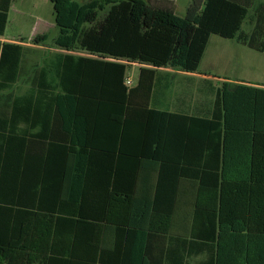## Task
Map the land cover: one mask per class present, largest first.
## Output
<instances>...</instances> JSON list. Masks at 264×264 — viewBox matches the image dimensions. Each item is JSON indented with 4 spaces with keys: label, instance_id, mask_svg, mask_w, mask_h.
<instances>
[{
    "label": "trees",
    "instance_id": "16d2710c",
    "mask_svg": "<svg viewBox=\"0 0 264 264\" xmlns=\"http://www.w3.org/2000/svg\"><path fill=\"white\" fill-rule=\"evenodd\" d=\"M12 1L0 0V37ZM51 2L67 53L0 108V264H264L258 95L234 109L220 93L209 116L150 106L157 68L196 71L212 34L246 41L250 3L191 0L179 16L144 0ZM22 57L0 42V95ZM132 62L151 68L130 86ZM183 179L195 184L187 234L173 231Z\"/></svg>",
    "mask_w": 264,
    "mask_h": 264
},
{
    "label": "crops",
    "instance_id": "0c3cea01",
    "mask_svg": "<svg viewBox=\"0 0 264 264\" xmlns=\"http://www.w3.org/2000/svg\"><path fill=\"white\" fill-rule=\"evenodd\" d=\"M245 2L250 3L249 6V13L247 16V19L243 23L241 27V33L242 35L248 37L245 38V42L240 41L236 38H222V40H230L231 45L227 49L226 57L221 56V45H219V42L217 39L212 44V50L211 52H208V43L210 39L212 38L210 35L205 51L203 53V56L200 60L199 66L196 71L194 72H186L189 77L192 78L191 82L190 80H186L185 84L183 86H190L193 85L195 82L196 87V94L193 92L191 93H185L179 99V105L181 109H164L169 110L170 112H178L183 113L187 115H194V116H209L212 112L214 102L217 98V96L221 93L226 98V104L229 107V104L231 105L230 108H238V104L236 101H238L237 97L241 94L245 93H252L258 95V100H260V105H258V108L261 106H264V0H243ZM0 39H4L3 36L0 37ZM8 41L3 42H17V40H10V39H4ZM248 41L251 42V44H248ZM1 42V41H0ZM223 42V41H222ZM2 43V42H1ZM23 47V57L21 61V72L19 75V79L21 77H30L29 81V87L28 89L21 95H13V97H23L27 95L32 87V84L34 82V77L36 73L43 67H38V65H34L30 72L25 73L23 69V62L24 57L26 54L25 46L20 43ZM263 48V50H262ZM67 53V52H64ZM256 64V66H253L256 70L254 72L256 73L257 77H247L246 73L241 70L242 67L245 68L247 65ZM131 65H137L140 69V67H149L147 65H141L139 63L132 62ZM129 66V68H130ZM205 68V70L198 71L200 67ZM128 68V70H129ZM181 72L182 70H175ZM173 72V71H172ZM182 73V72H181ZM127 80L130 81V86L135 85L133 83V79H131L129 76H127ZM137 80V79H136ZM136 83V82H135ZM215 83V86L213 85ZM219 83L222 84L219 85ZM158 91V90H156ZM161 91V92H159ZM158 94L164 95V92L167 91L166 88L159 89ZM11 92V91H10ZM9 91L4 93L3 95H0V108H4L6 105L9 104ZM206 93L213 92V94L206 95ZM155 94V88L153 90L152 98L150 100V106H153V103L155 101L159 102L158 99H154L153 96ZM7 96V101L3 102V96ZM234 100V101H233ZM225 103V100H224ZM157 108V107H155ZM159 109V108H158ZM9 111H0L1 113L8 114ZM21 148V145H20ZM242 178L247 177L246 173H242L240 176ZM142 179L139 181V188L138 190H143L147 188V194H151V190L154 186V173H148L146 176H142ZM146 180L145 181L143 180ZM142 188V189H141ZM194 194H195V184L191 181L183 179L180 183V190L178 193V200L176 204V211L174 215V226L173 231L175 233L179 234H187L191 228L192 224V211H193V201H194ZM203 254L196 257L194 260H199Z\"/></svg>",
    "mask_w": 264,
    "mask_h": 264
},
{
    "label": "rangeland",
    "instance_id": "374dc122",
    "mask_svg": "<svg viewBox=\"0 0 264 264\" xmlns=\"http://www.w3.org/2000/svg\"><path fill=\"white\" fill-rule=\"evenodd\" d=\"M79 2H86L88 0H77ZM151 4L157 6H166L174 10V12L179 16H184L186 9L191 0H144ZM105 11L99 12V18H102ZM46 36V40L39 43L33 41L36 36ZM58 35V27L55 24L54 9L51 0H13L8 12L7 24L3 34V38L10 40H17V42L22 43L25 46L26 54L23 62L24 72H30L34 65L38 67H48L49 69L53 67L58 56L64 52L54 44V39ZM208 43V52L212 50V44L217 39L219 45H221V56L226 57V52L231 45L230 40H222L218 35L213 34ZM0 39L1 42L8 41ZM223 41V42H222ZM71 53L76 55H88L86 52L82 51H71ZM256 64L247 65L245 68L242 67V71L246 73L247 77H257L253 68ZM172 67L157 68L155 72V94L153 98L158 99L159 102L154 101L153 106L159 109H181L179 105V97L185 93L193 92L196 94L195 82L193 85L183 86L186 80H192L191 77L184 71ZM203 71L205 68L202 66L198 71ZM173 71V72H172ZM139 67L137 65H131L127 71V76L133 79L135 84L138 77ZM50 79L55 81L54 73L49 74ZM31 75L28 77H21L18 82H16L10 89V96L21 95L29 87ZM215 86V83H213ZM219 85L222 86L221 83ZM166 88L167 91L164 95L158 94L159 89ZM158 90V91H156ZM161 92V91H159ZM206 95L213 94V92L206 93Z\"/></svg>",
    "mask_w": 264,
    "mask_h": 264
},
{
    "label": "built area",
    "instance_id": "2783aa9c",
    "mask_svg": "<svg viewBox=\"0 0 264 264\" xmlns=\"http://www.w3.org/2000/svg\"><path fill=\"white\" fill-rule=\"evenodd\" d=\"M126 83L129 85L130 84V81L129 80H126Z\"/></svg>",
    "mask_w": 264,
    "mask_h": 264
}]
</instances>
